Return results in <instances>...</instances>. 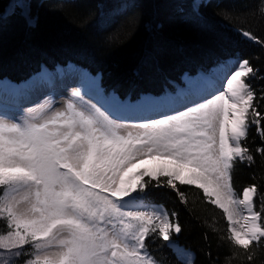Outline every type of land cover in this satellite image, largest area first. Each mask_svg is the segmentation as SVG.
I'll return each instance as SVG.
<instances>
[{
  "label": "snow or ice",
  "instance_id": "snow-or-ice-1",
  "mask_svg": "<svg viewBox=\"0 0 264 264\" xmlns=\"http://www.w3.org/2000/svg\"><path fill=\"white\" fill-rule=\"evenodd\" d=\"M15 7L33 23L30 6ZM240 34L264 46L252 32ZM258 73L237 56L185 110L133 125L85 101L80 89L62 110L46 102L19 117L0 114V220L7 228L0 264L21 256L31 257L25 264H160L149 252L157 239L193 264L172 239L182 231L176 214L145 203L151 187L187 203L182 185L223 210V238L252 261L264 248V194L253 184L240 198L232 173L238 162H255L246 146L253 126L264 141V92L257 96L252 86ZM255 151L264 156V147Z\"/></svg>",
  "mask_w": 264,
  "mask_h": 264
},
{
  "label": "trees",
  "instance_id": "trees-1",
  "mask_svg": "<svg viewBox=\"0 0 264 264\" xmlns=\"http://www.w3.org/2000/svg\"><path fill=\"white\" fill-rule=\"evenodd\" d=\"M12 1L0 0V79L19 83L42 65L53 70L72 62L93 75L101 73L105 91L122 99L159 96L174 90L184 73L193 75L239 56L259 69L252 86L257 96L264 92V46L240 34L250 31L264 39V0H209L198 12L194 0H29L33 26L19 7L4 16ZM246 146L255 162L236 163L233 188L241 196L255 184L264 194V156L255 151L264 141L255 126ZM179 187L187 203L165 187L149 188L147 199L176 214L182 231L172 239L194 253L193 264H264V248H257L249 262L243 250L237 254L223 238L225 215L202 190ZM149 252L160 264H183L162 240H154Z\"/></svg>",
  "mask_w": 264,
  "mask_h": 264
},
{
  "label": "rangeland",
  "instance_id": "rangeland-1",
  "mask_svg": "<svg viewBox=\"0 0 264 264\" xmlns=\"http://www.w3.org/2000/svg\"><path fill=\"white\" fill-rule=\"evenodd\" d=\"M208 0H196L195 1V8L198 10V8L202 5V4H205ZM28 5L29 6V0H13L12 3L10 4L9 8H8V11L7 13H11L14 11L15 5ZM20 8V7H19ZM22 9V12L24 13L25 9L21 8ZM28 13L29 15L31 16L30 14V9L28 8ZM24 15V14H23ZM32 18V17H31ZM33 19V23H31L32 25L35 24V20L34 18ZM233 62H230L228 65L224 66V67H221V68H218L214 71H212L209 76H204L202 77L201 80H204L206 77H214V78H217V77H222L223 75V72L227 70V67L230 66ZM69 66H73V65H69ZM68 67V66H67ZM74 67V66H73ZM62 68V67H61ZM75 68V67H74ZM60 68H58L59 70ZM47 71V70H45ZM48 72V71H47ZM89 74V73H88ZM92 79H88L87 80V90H89L91 92V95H95L97 96V100L103 104V106L107 105L108 108H110L111 106L116 109L117 108V112L121 113V114H125V110H126V105L123 104V102H119L117 100H115V95L113 93H110V94H105L104 91L95 83L93 77L91 76ZM187 79V81H186ZM200 79L199 77H185L182 82H183V86H180L178 88V92L176 94H173L171 91L168 92L167 95H163L161 97H154V96H142L141 99L137 102V103H133V104H138L140 102H145V103H149L151 101H161L165 98H174V97H177V96H181V94L183 92L186 91L187 93V83L190 82L192 83L191 86H189V88H195L194 89H190V91H192L193 95L191 97H189L190 99H188L187 97L186 98H182V101L180 103H177L176 107V111L174 112H169V113H166V114H174L175 112L177 111H180V110H185L186 109V106H188L191 101H192V97L193 99H201L202 98V94L205 93V90L207 89L206 87L202 86V87H197L200 83H199ZM0 113L1 114H7L9 116V118H15V117H19V116H22L24 115V112L26 109L28 108H35L37 107L38 105H42V104H45L46 102H51L52 106L54 109H57V110H62L66 104L67 101L69 100H76L77 98L73 97L72 96V91L73 89H80L78 88V85L80 83L79 80H74L72 82H66L63 84V82H58L59 84L55 85L57 88L56 90L53 91L52 95H48L46 94L47 91H45L43 88L44 86L42 85V87L40 88V91L38 92V94H36L35 96L33 97H26V95H24L23 97H21L20 99L19 98H15L8 89H10L11 87H9L10 83L11 82H1L0 81ZM89 83V84H88ZM6 84V85H5ZM76 85V86H75ZM90 85V86H89ZM97 85V86H96ZM196 85V86H195ZM2 87V88H1ZM12 87H14L12 85ZM93 87V88H92ZM99 89L98 92L96 91L97 88ZM93 91H92V90ZM7 90V91H6ZM13 90V89H12ZM13 92V91H12ZM49 92V91H48ZM35 93V92H34ZM99 93V95L97 94ZM83 97H84V100L85 101H91L93 104H96L93 99H90L88 97H86L83 93H82ZM113 96V98H112ZM201 96V97H200ZM113 99V100H112ZM119 102V103H118ZM113 103V104H112ZM128 103V102H127ZM130 104V103H129ZM179 104V105H178ZM109 105V106H108ZM116 105V106H114ZM79 106V105H78ZM120 106V107H119ZM111 107V108H112ZM119 108V109H118ZM149 111L147 112H144L142 115H140L139 117H130L129 115H125L123 116V118H121L120 120L117 119L118 122L122 123V124H128V125H133V124H139V123H143L149 119H159V118H162L163 115H165V113H160V115H158V117L155 115H151L149 116ZM163 114V115H162ZM145 117V118H144ZM142 118V120H141ZM137 119V120H136ZM133 129L131 128H128V129H122V132L126 133L127 131H132ZM153 164L152 161H148L146 162V164L144 165V167H151ZM242 198V196L240 197ZM145 203H147V201H145ZM153 207H157L159 205H155V204H150V203H147ZM161 207V206H159ZM163 208V207H162ZM218 208V207H217ZM220 209V208H218ZM222 212L223 210L220 209ZM245 215V214H244ZM226 218V217H225ZM227 221V220H226ZM7 231V228H6V225L5 223L0 220V233H6ZM176 244L179 246V248L183 249L184 247L180 246L177 241H175ZM173 250V248H172ZM183 250H187V251H190L188 249H183ZM174 251V250H173ZM191 252V251H190ZM193 253V252H191ZM177 255V254H176ZM194 255V253H193ZM195 257V256H194ZM31 257L29 256H21V257H18V258H15V264H25V261L27 259H30ZM194 262V261H193Z\"/></svg>",
  "mask_w": 264,
  "mask_h": 264
},
{
  "label": "bare ground",
  "instance_id": "bare-ground-1",
  "mask_svg": "<svg viewBox=\"0 0 264 264\" xmlns=\"http://www.w3.org/2000/svg\"><path fill=\"white\" fill-rule=\"evenodd\" d=\"M59 68L60 69L58 71H56L55 73H50V72L44 71V72L34 76L28 82H26L24 84H21L19 86L15 85L13 83H10L9 87H11V88L8 89V90L10 91V93H12V91H13L12 89H14V92H16V93H14L16 95V97L18 96V97L21 98L24 95H26V97H30L31 98V97L35 96L36 94H38V92L40 91V88L42 87V85L44 86L43 89L48 92V91H51L53 89V86L59 84L58 82H63V84H64L66 82H72L74 80H76V82H77V80H79L80 83L78 85V88H80L81 91L84 94L93 97V95H91V92L89 90H87V87H88L87 80L88 79H92V78L86 71L78 69V68H74L73 66H68V67H65V68L59 67ZM93 79H94L95 83L98 85L99 80L97 78H93ZM215 79L216 78H214V77H206L204 80H200L199 81L200 84L197 87L204 86V87L208 88L210 82L215 80ZM186 81H187V79H186ZM12 85L14 87H12ZM191 85H192V83L188 82L187 83V88H186V90L188 89L187 93L185 91V92H183L181 94V96H177V97H174V98H165V99H163L161 101H151L149 103H145V102L142 101V102H140L138 104H129L127 102H124L123 104H125L126 107H127L125 112H124L125 114L123 115V114L119 113L118 116L119 115L120 116L121 115H123V116L129 115L130 117H132V116L133 117H138V116L142 115L144 112L149 111L150 112V113L148 112L149 116L155 115V117L156 116L158 117V115H160V113H165L166 114V113H169V112L170 113L174 112V111H176L177 107H179V106L176 107V105H177V103H180L182 101V98H186L187 97L188 99H190L189 97H191L193 95V93H192V91H190V89H194L195 90V88H191V87L189 88V86H191ZM98 90L99 89L97 88L96 91L98 92ZM97 94L99 95V93H97ZM149 96H153V95H149ZM96 97L94 95L93 98H96ZM112 98H113V96H112ZM115 100L119 101L117 98H115ZM192 100H193V97H192ZM114 106H116V105H114ZM114 108L112 107V109H110V110H112V113L114 112V114H117L118 113V112H116L117 108L116 109H114ZM141 120H142V118H141ZM244 214L247 215L248 213L244 212ZM186 252L191 253L190 251H187V250H186ZM191 260H192V262L194 261L193 253H191Z\"/></svg>",
  "mask_w": 264,
  "mask_h": 264
}]
</instances>
